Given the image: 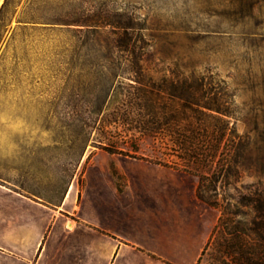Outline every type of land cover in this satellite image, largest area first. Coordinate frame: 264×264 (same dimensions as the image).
Masks as SVG:
<instances>
[{
    "label": "rangeland",
    "instance_id": "obj_1",
    "mask_svg": "<svg viewBox=\"0 0 264 264\" xmlns=\"http://www.w3.org/2000/svg\"><path fill=\"white\" fill-rule=\"evenodd\" d=\"M124 21L144 33L155 78L202 72L233 97L238 131L250 138L253 157L264 160V0H4L0 182L53 204L73 180L82 182L88 155L99 149L93 141L104 143V108L118 107L131 81L107 62L105 55L118 48L96 29ZM85 129L92 141L78 161V133ZM119 129L112 126L109 136L124 145ZM140 145L151 152L149 140ZM105 157L129 156L104 150ZM250 166L245 186L257 181ZM226 198L221 193L218 200ZM215 235L198 264L215 263Z\"/></svg>",
    "mask_w": 264,
    "mask_h": 264
},
{
    "label": "trees",
    "instance_id": "obj_2",
    "mask_svg": "<svg viewBox=\"0 0 264 264\" xmlns=\"http://www.w3.org/2000/svg\"><path fill=\"white\" fill-rule=\"evenodd\" d=\"M100 26L98 37L118 48L105 59L129 73L131 81L120 92L124 97H119L118 107L104 108V143L94 140L93 146L196 176L197 196L222 209L212 231L214 264H264V160L253 157L250 138L238 131L234 98L202 72L155 78L146 64V38L140 28L130 21L109 31ZM112 126L120 128L124 145L113 143ZM78 135L80 161L92 139L86 129ZM144 140L151 144L150 153L140 145ZM250 165H255L251 174L257 181L245 186L244 168ZM221 193L228 195L226 201L218 200Z\"/></svg>",
    "mask_w": 264,
    "mask_h": 264
},
{
    "label": "crops",
    "instance_id": "obj_3",
    "mask_svg": "<svg viewBox=\"0 0 264 264\" xmlns=\"http://www.w3.org/2000/svg\"><path fill=\"white\" fill-rule=\"evenodd\" d=\"M197 185L103 149L57 204L0 182V264H197L220 217Z\"/></svg>",
    "mask_w": 264,
    "mask_h": 264
},
{
    "label": "bare ground",
    "instance_id": "obj_4",
    "mask_svg": "<svg viewBox=\"0 0 264 264\" xmlns=\"http://www.w3.org/2000/svg\"><path fill=\"white\" fill-rule=\"evenodd\" d=\"M73 224V223H72Z\"/></svg>",
    "mask_w": 264,
    "mask_h": 264
}]
</instances>
